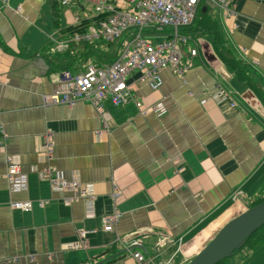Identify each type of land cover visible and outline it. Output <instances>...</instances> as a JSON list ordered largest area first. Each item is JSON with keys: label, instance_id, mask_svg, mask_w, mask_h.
<instances>
[{"label": "crops", "instance_id": "crops-1", "mask_svg": "<svg viewBox=\"0 0 264 264\" xmlns=\"http://www.w3.org/2000/svg\"><path fill=\"white\" fill-rule=\"evenodd\" d=\"M46 1L0 0V264H138L136 251L148 264H186L229 219L264 197V0H230L229 12L202 1L186 28L206 11L209 21L188 36L192 48L209 50L183 55V76L161 69L156 90L142 72L129 75L133 103L115 107L105 98L103 112L87 101L44 103L51 77L66 68L67 44L76 42L55 41L51 13L44 19L42 12ZM79 18L67 12L64 25ZM133 34L116 38L122 42L115 59ZM88 62L71 73L96 67ZM217 88L233 106L199 102ZM45 134L53 142L49 157L39 148ZM7 156L26 177L21 192L7 190ZM46 167L92 187V208L81 199L66 204L70 192L52 191L40 179ZM15 200L32 202V210L11 208ZM116 210L113 230L104 231L101 217ZM82 230L93 231L70 248ZM227 259L264 264V233Z\"/></svg>", "mask_w": 264, "mask_h": 264}, {"label": "built area", "instance_id": "built-area-1", "mask_svg": "<svg viewBox=\"0 0 264 264\" xmlns=\"http://www.w3.org/2000/svg\"><path fill=\"white\" fill-rule=\"evenodd\" d=\"M79 1L91 4L94 13L102 16L97 25L90 26L89 31L83 34H74L72 40L113 41L131 29L134 34L131 41L120 51L119 56L108 66L90 65L77 74L63 70L52 76V92L44 97V103L72 106L78 101H87L99 108L100 112H103L102 101L105 98H109L115 107L133 103V96L126 82V78L133 73L142 72L144 81L154 90L162 84L159 71L163 68H169L174 74L183 76L188 66L181 62L183 58L181 46L186 47L190 40L188 34L181 29L192 24L202 1L226 11L230 9V0H123L124 5H119L118 0ZM70 2L71 0H59L62 7L68 6ZM146 30L152 33H148L150 37H144ZM196 53V49L192 47L187 51L188 57H193ZM208 99L216 102L225 100L233 102L229 93L221 88L213 92H205V97L199 102L203 104ZM156 109L162 108L158 105ZM39 148L46 157L52 154L53 142L50 134H45ZM39 176L40 179L48 182L52 191L71 193L64 198L66 204L81 199L88 209L94 205L96 195L92 187L78 180H66L59 171L50 167L43 168ZM5 179L10 194L21 192L27 187L26 177L13 156L6 157ZM114 193L115 191L112 196H117ZM235 197L236 195H233L232 199ZM9 204L14 209L32 210L30 201L15 200ZM44 204V201L38 202L39 207ZM119 217L117 210L102 216L103 230L112 231ZM92 231L78 232L79 242L70 248L86 243L87 234ZM133 257L138 264H148L150 261L140 252H134Z\"/></svg>", "mask_w": 264, "mask_h": 264}, {"label": "trees", "instance_id": "trees-1", "mask_svg": "<svg viewBox=\"0 0 264 264\" xmlns=\"http://www.w3.org/2000/svg\"><path fill=\"white\" fill-rule=\"evenodd\" d=\"M49 8L51 11V21L52 24L57 31V37L55 38V41L62 39V38H68L70 39L71 37L74 36V34H83L87 28L90 26H95L97 25V22L99 18L102 15H96L94 14L91 17H86V18H79L75 23L72 24H65L62 23L61 20V13H60V5H59V0H49ZM207 6H205L206 8ZM203 10V9H202ZM197 22L196 24L194 23L191 27L189 28H184L181 29L182 31H185V33H193V32H198L203 29L202 25L205 24L206 21H209V19L206 17V11L200 12L199 17H197ZM127 34H124L123 36H126ZM66 36V37H65ZM120 40V39H119ZM115 40L113 42H105L103 40L99 41H94V42H70L67 44L66 52L64 59L67 60V65L66 68H63V70H69L70 72H78L84 66L86 65L89 59H94V63L96 67H101L102 65H107L112 63V61L116 57L117 49L120 46V43L122 41ZM221 41V39L219 40ZM51 42L52 41H48ZM49 44V43H47ZM46 48V46L44 47ZM78 52H81L80 55H78ZM230 64L234 65V62H230ZM73 69H75L73 71ZM62 70V69H61ZM238 75V74H237ZM241 80V78H240ZM242 81V80H241ZM254 89V88H253ZM254 92L256 90L254 89ZM259 97V95L257 94ZM261 98V96H260ZM264 200V197L258 199L257 201L253 202L250 206H253L261 201ZM264 233V225H262L258 230H256L254 233H252L245 241L244 245L241 247V249L247 245L252 244L253 238L258 234V233ZM259 240V239H258ZM240 249V250H241ZM239 251V250H238ZM236 251L235 253H237ZM117 252V251H116ZM116 252L114 254H116ZM234 253V254H235ZM233 254V255H234ZM113 255V254H112ZM121 255V254H120ZM114 256H119V255H114ZM112 257L110 261L117 257ZM102 260V259H101ZM228 259L225 258L222 261L218 262L217 264H225ZM100 261V260H99ZM109 262V261H107ZM105 262V263H107ZM105 263H95L94 264H105Z\"/></svg>", "mask_w": 264, "mask_h": 264}, {"label": "water", "instance_id": "water-1", "mask_svg": "<svg viewBox=\"0 0 264 264\" xmlns=\"http://www.w3.org/2000/svg\"><path fill=\"white\" fill-rule=\"evenodd\" d=\"M202 9L204 10V7ZM262 225H264V200L248 206L246 210L229 219L186 264H217L231 257ZM133 247L124 248L119 253Z\"/></svg>", "mask_w": 264, "mask_h": 264}, {"label": "rangeland", "instance_id": "rangeland-1", "mask_svg": "<svg viewBox=\"0 0 264 264\" xmlns=\"http://www.w3.org/2000/svg\"><path fill=\"white\" fill-rule=\"evenodd\" d=\"M48 1V0H47ZM47 1H46V4H45V6H44V9L42 10V12H43V14H44V19H46L47 18V11H49L50 13H51V11H50V8H49V5H47ZM72 1H74V0H71V2ZM70 2V4H69V6H67V7H61V5H60V13H61V20H62V23H65V15H66V13L67 12H69L70 14H73V13H77V15H79L80 17H86V16H91V15H93L94 14V10H93V7H92V5L91 4H89V3H87V2H84V1H79L80 2V6L81 7H83L84 9L83 10H81L80 9V7H79V5H77V3H75V2H72L71 3ZM203 3H206L205 1L203 2ZM208 5V4H207ZM209 7H210V5H208ZM224 11H226V10H224ZM229 11H230V9H229ZM229 11H227V12H229ZM50 20H51V14H50V16H49V22H50ZM51 23H52V21H51ZM150 30H154V29H150ZM155 31V30H154ZM146 32L147 33H145L144 34V37H150L151 35L150 34H148V33H151L150 31H148V30H146ZM152 34V33H151ZM191 47V43H190V41L187 43V46L185 47V46H181V50H182V52H183V55H185V56H187L188 54H187V51H188V49ZM195 48H196V50H197V52H198V54H202L203 53V51H208L209 50V47L207 46V45H201L200 43L199 44H196V46H195ZM229 101V104L231 105V106H233L234 104H233V102H231V100H228ZM210 239V238H209ZM195 248V245L192 247V249H194ZM192 256V255H191ZM195 256V255H194ZM193 256V257H194ZM192 257V258H193ZM191 258V259H192ZM190 259V260H191Z\"/></svg>", "mask_w": 264, "mask_h": 264}]
</instances>
